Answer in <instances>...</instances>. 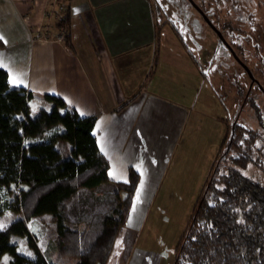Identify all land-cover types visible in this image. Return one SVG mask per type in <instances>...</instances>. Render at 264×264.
<instances>
[{
  "label": "trees",
  "instance_id": "trees-1",
  "mask_svg": "<svg viewBox=\"0 0 264 264\" xmlns=\"http://www.w3.org/2000/svg\"><path fill=\"white\" fill-rule=\"evenodd\" d=\"M194 2L209 12L208 0ZM217 2L213 0L220 9ZM260 8L264 18V3ZM62 12L54 26L63 29V43L73 51L68 2ZM229 22L220 19V31L230 37L232 48L245 62L236 39L242 36V28ZM250 47L256 65L248 68L260 79L259 85L255 79L252 82L264 93V54L257 42H250ZM31 96L24 86L10 85L5 69L0 68V213L19 212L0 230V254L10 255L9 264H104L130 210L139 171L129 164L125 179L108 178L107 159L92 131L95 115H80L60 96L48 92L41 96L50 101L49 106L31 110ZM246 101L261 123L258 103L252 96ZM257 133L253 127L231 123L226 166L219 170L213 165L205 175L186 227L176 238L170 264H264V185L238 168L253 160ZM84 188L95 193L99 206L94 210L79 205ZM41 212L49 213L55 229V245L47 255L30 240L26 228V220ZM22 234L32 256L15 250L11 237ZM69 258L75 261L70 263Z\"/></svg>",
  "mask_w": 264,
  "mask_h": 264
},
{
  "label": "rangeland",
  "instance_id": "rangeland-1",
  "mask_svg": "<svg viewBox=\"0 0 264 264\" xmlns=\"http://www.w3.org/2000/svg\"><path fill=\"white\" fill-rule=\"evenodd\" d=\"M58 1L42 0L41 5H36L28 0L27 9L33 8L40 14L36 21L27 23L33 35L49 36L55 30L54 21L63 13L57 7ZM208 1L209 12L204 13L201 9L199 12L189 0H149L153 18L161 26L163 40V83L158 91L167 100L179 104L175 110L166 105L163 112L166 117L169 116V123L180 118V128L177 134L173 132L171 141L177 142L172 144L165 162L155 163L154 168L153 165L151 168L141 167L142 177L127 215L129 226L135 231L128 260L136 257V264L171 263L176 238L186 227V219L205 175L213 170V165L219 170L226 166V155L230 152L225 151L226 140L231 123H241L258 132L251 151L253 160L238 168L264 185V93L252 82L255 79L259 85V77L257 80L248 68L256 65L250 42H257L264 54V18L260 8L264 0H217L220 9L213 0ZM225 8L227 11H224ZM22 17L28 22L27 13ZM222 18H228L231 25L241 26L239 33L242 36L236 39L247 57V61L243 62L251 76L217 35L215 28L231 46L230 37L220 31ZM235 55L238 57V54ZM237 84L241 86L240 90ZM248 96H252L259 105L261 123L246 101ZM28 104L31 110L47 108V100L37 94L30 97ZM184 107L188 110L187 115L181 113ZM12 189L17 192L15 185ZM80 190H85L80 206L87 211L99 206L93 190ZM18 215L16 210L3 211L0 213V224L5 225ZM26 228L27 235L38 250L45 255L50 253L55 245V229L49 213L31 215L26 220ZM11 241L15 242L17 252L32 256L26 234L13 236ZM114 254L116 252L109 259L115 262ZM9 256L7 252H2L0 264H9ZM68 261L72 263L75 260L69 258Z\"/></svg>",
  "mask_w": 264,
  "mask_h": 264
},
{
  "label": "crops",
  "instance_id": "crops-1",
  "mask_svg": "<svg viewBox=\"0 0 264 264\" xmlns=\"http://www.w3.org/2000/svg\"><path fill=\"white\" fill-rule=\"evenodd\" d=\"M31 1L42 4V0ZM67 1L73 51L63 43L62 28L31 38L27 23L40 14L27 9L28 0H0V35L4 37L0 56L7 64V82L10 70L32 95L52 93L78 114H94L92 131L107 159V177L125 179L131 164L140 180L141 167L165 162L174 143L173 132L180 128V118L169 123L163 112L166 105L175 110L179 104L158 91L164 67L161 26L153 18L149 0ZM181 113L188 114L186 107ZM113 171L118 178L109 175ZM127 219L104 264H136V257L128 260L135 231ZM114 251L115 262L109 259Z\"/></svg>",
  "mask_w": 264,
  "mask_h": 264
},
{
  "label": "snow or ice",
  "instance_id": "snow-or-ice-1",
  "mask_svg": "<svg viewBox=\"0 0 264 264\" xmlns=\"http://www.w3.org/2000/svg\"><path fill=\"white\" fill-rule=\"evenodd\" d=\"M4 37L2 35H0V40H3ZM0 68H4V69H7V64L5 63L4 59L2 56H0ZM8 75H9V84L13 85V86H18L19 84H22L23 83V80L21 79V77L16 74V73H13L12 71H8ZM110 176H112L113 178H118L115 171L113 172H110L109 173ZM127 182V181H125ZM138 194L140 192V189L137 190ZM139 200V195L137 196V201ZM135 203L134 202V209H135ZM4 228V225L3 224H0V230H2ZM120 241H117V246L119 247L120 246ZM28 255H31V253H28Z\"/></svg>",
  "mask_w": 264,
  "mask_h": 264
},
{
  "label": "water",
  "instance_id": "water-1",
  "mask_svg": "<svg viewBox=\"0 0 264 264\" xmlns=\"http://www.w3.org/2000/svg\"><path fill=\"white\" fill-rule=\"evenodd\" d=\"M190 1V3L199 11V12H201V10H200V8L197 6V4L193 1V0H189ZM215 31L217 32V35H218V37H219V39L220 40H222L224 43H225V45L229 48V50H230V52H231V54L235 57V59L244 67V69L246 70V72L251 76V74H250V72H249V70H248V68H247V66L245 65V63L241 60V59H239L236 55H235V53H234V51L232 50V48H231V46L223 39V37L221 36V34L217 31V29L215 28Z\"/></svg>",
  "mask_w": 264,
  "mask_h": 264
},
{
  "label": "built area",
  "instance_id": "built-area-1",
  "mask_svg": "<svg viewBox=\"0 0 264 264\" xmlns=\"http://www.w3.org/2000/svg\"><path fill=\"white\" fill-rule=\"evenodd\" d=\"M67 2H68L67 0H60V1H58L57 7L59 9H62L67 4ZM30 36H31V38L34 37V35L31 32H30Z\"/></svg>",
  "mask_w": 264,
  "mask_h": 264
}]
</instances>
